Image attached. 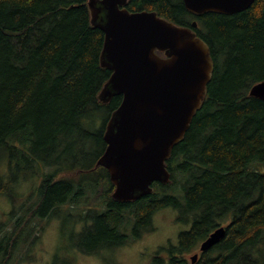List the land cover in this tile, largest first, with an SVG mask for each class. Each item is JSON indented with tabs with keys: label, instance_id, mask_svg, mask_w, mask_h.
Masks as SVG:
<instances>
[{
	"label": "trees",
	"instance_id": "trees-1",
	"mask_svg": "<svg viewBox=\"0 0 264 264\" xmlns=\"http://www.w3.org/2000/svg\"><path fill=\"white\" fill-rule=\"evenodd\" d=\"M88 1L0 0V199L14 204L15 217L12 231L0 220V264L34 237L33 222L65 213L79 228L70 248L97 255L127 244L126 228L136 220L135 233L145 222L151 231L153 216L166 208L190 229L150 264H168L166 252L179 264L230 217L222 244L198 264H264V100L249 94L264 81V0L238 14L200 16L184 0L128 1L131 12L155 11L186 27L197 21L215 64L202 108L166 161L171 182L154 183L135 203L112 198L110 174L98 165L123 98L99 99L112 71L101 66L105 34L93 26ZM91 144L99 150L88 154ZM22 180H31L35 202L18 203Z\"/></svg>",
	"mask_w": 264,
	"mask_h": 264
},
{
	"label": "water",
	"instance_id": "water-1",
	"mask_svg": "<svg viewBox=\"0 0 264 264\" xmlns=\"http://www.w3.org/2000/svg\"><path fill=\"white\" fill-rule=\"evenodd\" d=\"M129 0H89L93 26L105 34L101 66L112 71L99 99L122 96L105 129L107 149L98 165L107 169L117 202H135L153 193V183L169 184L166 161L183 141L202 108L215 64L210 47L192 27L155 11L131 12ZM256 0H184L195 16L234 15ZM250 96L264 100V81ZM224 228L212 233L203 252L218 244ZM196 255L193 260H197Z\"/></svg>",
	"mask_w": 264,
	"mask_h": 264
},
{
	"label": "rangeland",
	"instance_id": "rangeland-1",
	"mask_svg": "<svg viewBox=\"0 0 264 264\" xmlns=\"http://www.w3.org/2000/svg\"><path fill=\"white\" fill-rule=\"evenodd\" d=\"M101 124L102 121L97 123L98 126ZM86 149L90 154L93 150H99V146L91 144ZM68 155L69 159L67 160L72 162L75 156ZM31 183V180H22L17 192L23 197H20L21 200L18 203H24L32 195L33 186ZM29 199L31 201L29 200L28 203H33L36 197L32 199L31 196ZM13 208V203L7 199H0V220L6 222L10 231H12L14 221H9V219H15L11 214ZM67 216L64 213L59 217L42 222L41 225L37 224V226V222H33L30 227L34 229L32 230L34 239L31 237L26 240L23 245L24 249L17 253L10 264H150L155 251L168 247L170 244L177 245L179 234L190 229V226L178 222L176 210L166 208L155 213V217L152 218L153 230L143 234L138 241L114 251L87 255L70 248L75 240L74 231H78L79 228L73 227V223H69L66 219ZM26 230L28 227L22 229L23 233ZM37 235H39L38 238H36ZM0 237L3 235L1 234ZM0 262L6 263L5 257L1 256Z\"/></svg>",
	"mask_w": 264,
	"mask_h": 264
},
{
	"label": "flooded vegetation",
	"instance_id": "flooded-vegetation-1",
	"mask_svg": "<svg viewBox=\"0 0 264 264\" xmlns=\"http://www.w3.org/2000/svg\"><path fill=\"white\" fill-rule=\"evenodd\" d=\"M156 183H159V182H156ZM136 202V201H135ZM135 202H124V203H135ZM119 203H122V202H119ZM160 211H162V210H160ZM159 212V211H158ZM153 217H155V216H153ZM232 222H233V218H228L226 221H224V222H221L220 223V225L218 226V227H216V229L212 232V233H214L216 230H218L219 228H224L225 230H226V234H227V232H228V229H229V227H230V225L232 224ZM137 223H138V220H136L132 225H130V228L128 229V228H126V233L124 234V235H126V240H128V243L127 244H125V245H123L122 247H124V246H127L129 243H132V242H134V241H138L139 239H141L142 238V235L143 234H145V233H148L149 231H146V229H144V227H146L147 225H146V222L143 224V225H141L140 226V228H139V231L137 232V233H135V229H136V225H137ZM150 225H152V227H153V220L150 222ZM186 226H190V225H188V224H185ZM153 230V229H152ZM187 231V230H186ZM212 233H210V235L212 234ZM226 234H225V236H226ZM209 235V236H210ZM209 236L207 237V239L209 238ZM206 239V240H207ZM205 241V240H204ZM204 241H200V242H198V243H196L194 246H192L190 249H189V251L188 252H184V254H183V258L181 259V261L180 260H177V262H179V264H198L199 262H200V260L202 259V257H203V255H206L207 253H209L212 249H214L215 247L217 248V247H219L222 243V240L218 243V244H216L214 247H212V249L211 250H209V251H206V252H203L202 250H201V246H202V244H203V242ZM170 247V245L168 246V247H166V248H169ZM121 248V247H120ZM118 249V248H117ZM159 250L160 249H158L157 251H155L154 252V255L155 254H157L158 252H159ZM213 254H217L216 253V251H214V253ZM153 255V256H154ZM169 255L170 254H168L167 252L166 253H163V256L164 257H166V261L168 262V264H171V260L170 259H168V257H169ZM198 256V258H197V260L194 262V260H193V258L195 257V256ZM152 260V259H151ZM150 263H151V261H150Z\"/></svg>",
	"mask_w": 264,
	"mask_h": 264
},
{
	"label": "bare ground",
	"instance_id": "bare-ground-1",
	"mask_svg": "<svg viewBox=\"0 0 264 264\" xmlns=\"http://www.w3.org/2000/svg\"><path fill=\"white\" fill-rule=\"evenodd\" d=\"M31 153H32V152H31ZM57 157H58V156H57ZM57 157H56V158H57ZM59 160H60V159H59ZM54 163H55V162H54ZM25 165H26V164H25ZM10 183H11V182H10ZM123 239H124V238H123ZM101 241H103V240H101ZM99 243H100V242H99ZM104 244H105V243H104ZM106 244H107V243H106ZM109 245H110V244H109ZM116 246H117V245H116ZM154 259H155V258H154Z\"/></svg>",
	"mask_w": 264,
	"mask_h": 264
}]
</instances>
